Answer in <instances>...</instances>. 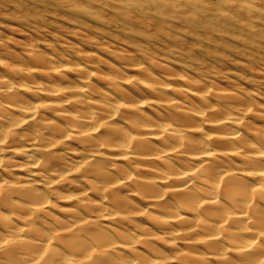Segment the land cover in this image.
Here are the masks:
<instances>
[{
  "label": "bare ground",
  "instance_id": "obj_1",
  "mask_svg": "<svg viewBox=\"0 0 264 264\" xmlns=\"http://www.w3.org/2000/svg\"><path fill=\"white\" fill-rule=\"evenodd\" d=\"M131 1L140 10L182 5L119 0ZM0 48V264H264V126L247 120H264V107L253 113L257 103L232 88L180 73L174 85L142 64L108 63L101 87L91 64ZM69 142L83 161L64 153ZM79 172L88 188L61 194ZM52 194L76 204L60 209L63 219L47 211ZM142 215L151 226L135 225ZM177 242L184 249L165 250Z\"/></svg>",
  "mask_w": 264,
  "mask_h": 264
},
{
  "label": "rangeland",
  "instance_id": "obj_2",
  "mask_svg": "<svg viewBox=\"0 0 264 264\" xmlns=\"http://www.w3.org/2000/svg\"><path fill=\"white\" fill-rule=\"evenodd\" d=\"M169 1L182 5L175 11L172 8L158 10L156 7H151L150 11L143 7L142 11L137 6L139 1L127 3L126 8L119 0H0V46L15 54L39 49L46 56L53 55L51 58L55 57V62L60 57L88 66L91 64L89 67L96 74L94 78L90 76V81L101 87L104 83L99 75L109 73L107 68L114 63L128 68L142 64L149 71L166 75L172 84L176 73L191 78L196 76L194 79L213 84L214 88H232L239 95L242 93V96L253 100V104L257 103V108L254 105L252 108L253 113H259L264 107V0H251L252 6H255L251 14L234 6L235 9L219 4L218 0H204L195 5L196 8L185 6L182 0ZM237 13H241L240 17ZM123 72L138 79L144 77L143 73L135 70L123 69ZM3 73L5 69L0 66V75ZM96 75L101 81L96 79ZM177 81L174 85L178 83L179 86ZM169 96L181 97L177 94ZM247 120L252 125L264 126L261 118L248 117ZM52 121L61 123L57 119ZM65 148L67 157H73L76 162L83 161L88 155L74 142L67 143ZM103 157H96L95 160L109 168L111 161ZM16 160H19L18 157L10 158L12 162ZM15 173L22 175L24 171ZM80 175V172L70 175L74 183L69 191L59 190L61 194H76L82 188H88ZM39 183L37 188L42 189L43 183ZM58 195L50 196L52 205L47 211L63 219L60 209L64 205L76 204L60 202ZM134 221L138 227L151 226L143 215ZM177 243L165 250L173 253L184 249L180 242ZM156 244L164 249L162 244ZM166 262L179 264L178 261Z\"/></svg>",
  "mask_w": 264,
  "mask_h": 264
}]
</instances>
